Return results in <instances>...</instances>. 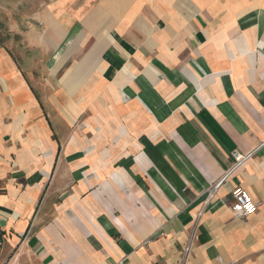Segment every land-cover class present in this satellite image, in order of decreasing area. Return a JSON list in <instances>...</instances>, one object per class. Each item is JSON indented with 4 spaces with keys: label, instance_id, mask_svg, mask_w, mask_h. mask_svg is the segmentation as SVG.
<instances>
[{
    "label": "crops",
    "instance_id": "0c3cea01",
    "mask_svg": "<svg viewBox=\"0 0 264 264\" xmlns=\"http://www.w3.org/2000/svg\"><path fill=\"white\" fill-rule=\"evenodd\" d=\"M20 36L0 264H264V0H44Z\"/></svg>",
    "mask_w": 264,
    "mask_h": 264
},
{
    "label": "rangeland",
    "instance_id": "374dc122",
    "mask_svg": "<svg viewBox=\"0 0 264 264\" xmlns=\"http://www.w3.org/2000/svg\"><path fill=\"white\" fill-rule=\"evenodd\" d=\"M43 2L44 0H0V50L9 52L20 65L25 61V55L21 53L23 44L20 34L28 16ZM29 59V62H40L43 58L35 54Z\"/></svg>",
    "mask_w": 264,
    "mask_h": 264
},
{
    "label": "built area",
    "instance_id": "2783aa9c",
    "mask_svg": "<svg viewBox=\"0 0 264 264\" xmlns=\"http://www.w3.org/2000/svg\"><path fill=\"white\" fill-rule=\"evenodd\" d=\"M252 153L241 154L237 151L231 153L233 160L231 168L227 171L226 175L217 182L213 187L207 189V200H209L216 192L220 184L226 179L231 173L242 167L252 156ZM231 203L229 210L234 218L242 219L254 215L257 212V204L252 200L246 190L240 187L234 188L231 193ZM190 245L185 248V254L188 253Z\"/></svg>",
    "mask_w": 264,
    "mask_h": 264
}]
</instances>
